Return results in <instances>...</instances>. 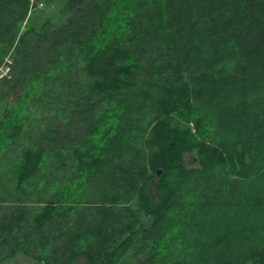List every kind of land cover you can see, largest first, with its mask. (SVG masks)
I'll return each instance as SVG.
<instances>
[{
    "label": "trees",
    "instance_id": "1",
    "mask_svg": "<svg viewBox=\"0 0 264 264\" xmlns=\"http://www.w3.org/2000/svg\"><path fill=\"white\" fill-rule=\"evenodd\" d=\"M55 1L0 0V262L264 264V0Z\"/></svg>",
    "mask_w": 264,
    "mask_h": 264
},
{
    "label": "rangeland",
    "instance_id": "2",
    "mask_svg": "<svg viewBox=\"0 0 264 264\" xmlns=\"http://www.w3.org/2000/svg\"><path fill=\"white\" fill-rule=\"evenodd\" d=\"M64 2L65 0H56L53 3H45L43 5L40 4L36 6L30 15L31 23L33 25L35 24L36 26H40L45 20H50L52 23L58 24L60 21V10L64 5ZM5 71L6 75L9 70L6 69ZM183 158L188 168L197 167L199 165L196 150L185 152L183 154ZM158 177L159 174L154 179L158 180ZM147 193L150 199L152 198L150 200L151 203L155 202V198L159 199L161 196V191L155 186V182L148 185ZM79 262L81 264H87L85 258H80ZM0 264H35V259L24 251H17L12 257L1 261Z\"/></svg>",
    "mask_w": 264,
    "mask_h": 264
},
{
    "label": "built area",
    "instance_id": "3",
    "mask_svg": "<svg viewBox=\"0 0 264 264\" xmlns=\"http://www.w3.org/2000/svg\"><path fill=\"white\" fill-rule=\"evenodd\" d=\"M11 60L9 58H7V62H10ZM6 69L9 70V66L8 64H4L3 66L0 67V77H2L3 75H5L6 73Z\"/></svg>",
    "mask_w": 264,
    "mask_h": 264
}]
</instances>
